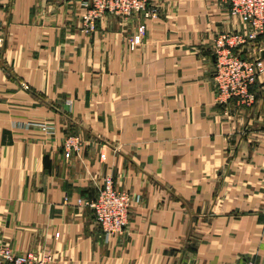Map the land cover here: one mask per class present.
<instances>
[{"label":"crops","instance_id":"crops-1","mask_svg":"<svg viewBox=\"0 0 264 264\" xmlns=\"http://www.w3.org/2000/svg\"><path fill=\"white\" fill-rule=\"evenodd\" d=\"M152 2L132 48L141 15L90 32L80 0H0V246L53 264H264V35L243 52L262 60L256 104L219 101L214 40L243 22L226 0ZM107 176L140 196L110 238L79 202Z\"/></svg>","mask_w":264,"mask_h":264},{"label":"built area","instance_id":"built-area-1","mask_svg":"<svg viewBox=\"0 0 264 264\" xmlns=\"http://www.w3.org/2000/svg\"><path fill=\"white\" fill-rule=\"evenodd\" d=\"M232 16L238 17L244 24L242 31L223 32L216 36L213 54L216 59L214 91L219 101L237 98L238 101L252 107L256 104V95L251 87L256 83L262 69V60L246 57L243 52L254 46L259 36L264 35V0H226ZM84 8L82 21L86 31H95L97 22L106 14L122 18L141 15L143 22L138 33L131 39L135 48L142 41L147 30V20L158 16V8L152 0H80ZM27 88L26 85H24ZM47 129L48 127H44ZM81 138L69 135L64 141L66 154L70 156L81 148ZM140 196L115 186L112 177L107 176L98 195L94 199L82 200L94 214L107 238L123 233L131 217V212ZM54 257L48 251L18 253L8 245L0 246V264H53Z\"/></svg>","mask_w":264,"mask_h":264},{"label":"water","instance_id":"water-1","mask_svg":"<svg viewBox=\"0 0 264 264\" xmlns=\"http://www.w3.org/2000/svg\"><path fill=\"white\" fill-rule=\"evenodd\" d=\"M263 55H264V52H263Z\"/></svg>","mask_w":264,"mask_h":264}]
</instances>
